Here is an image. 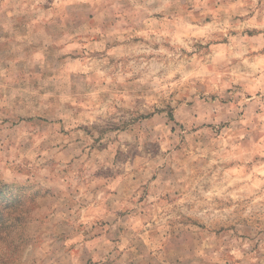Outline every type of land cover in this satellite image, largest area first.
Wrapping results in <instances>:
<instances>
[{"label":"rangeland","instance_id":"rangeland-1","mask_svg":"<svg viewBox=\"0 0 264 264\" xmlns=\"http://www.w3.org/2000/svg\"><path fill=\"white\" fill-rule=\"evenodd\" d=\"M58 12L61 14L57 15ZM215 12L211 9L204 17L203 26H192L203 31L213 24ZM161 19V13L140 16L132 9L130 0H84L83 6H78L76 0H0V99L14 94L21 109L35 113L9 114L0 110V139L5 138V133L11 137V130L20 124L42 131L54 129V138L48 137L52 141L48 148L44 147L45 141L38 146L43 152L57 151L59 158L50 163L54 171L59 166L56 177L60 182L52 185V195L46 201L33 200L30 208L35 219L51 229L52 242L48 246L52 250V264H192L194 260L198 264H229L225 254L220 253V247L227 240L264 238V200L260 199L264 193V168L260 167L264 156L253 147L260 136H242L239 143L243 153L233 142L239 129L250 130L247 117L255 119L264 112L261 107L264 84H258L251 77L245 79L243 70L235 74V82L231 84L219 74L224 84L223 95L205 88L180 96L181 86L176 83L178 77L174 78L170 87L171 96L177 97L175 106L168 104L163 109L153 104L152 110H144L142 105L147 103V98L138 92L135 104L141 110L136 123H150L151 130L161 137L166 134L169 142L177 139L175 147L160 152L154 146L153 156L132 176L131 184L113 175L110 169H91L89 162L93 154L107 148L104 137L122 129L97 130L98 134L94 135V124L90 127L76 122L91 98L80 94L77 78L86 79L92 74L88 64L93 61L108 58V64L117 71L121 68L131 71L127 64L133 60L145 63L154 60L155 52L141 51L129 56L113 53L149 45L160 30ZM221 22L217 19V23ZM229 34L233 38L237 35L235 30ZM243 34L252 38L257 30L246 29ZM229 43V36L223 35L197 47L201 51L216 47L222 59L227 55L225 48ZM151 47L159 49L158 44ZM148 70L146 67L127 80L121 79V85L134 86L133 81ZM205 75L199 70L190 71L184 85L189 80L203 84ZM220 87L216 85L217 89ZM200 116L205 118L199 119ZM221 137L228 148L224 156L239 159L221 162L211 152L200 156L209 147L213 152L218 151L220 145L211 146L209 139ZM160 143L158 140L157 144ZM173 152L175 158L169 155ZM249 154L252 159L245 163ZM157 158L160 162L154 163ZM209 163L208 176L219 170L217 179L227 178L229 191L244 197L235 201L238 207L230 218L232 222L213 220L209 225L198 217L168 219L171 213L166 216L163 209L175 203L181 190L165 192L159 199L154 193L165 184L183 186L184 176L198 179ZM7 202L10 203L6 205ZM19 203L17 190L7 185L0 187V204L15 209ZM223 206L231 207L232 202ZM9 216L15 218V223L23 219L15 211ZM2 220L4 227L14 226L8 223L7 217L2 216ZM205 235L214 237L211 242L214 247L203 250V256H189L185 262L175 254L183 251V242L189 237L203 243ZM188 251H194V246H189ZM251 264H261L259 253L252 257Z\"/></svg>","mask_w":264,"mask_h":264},{"label":"clouds","instance_id":"clouds-1","mask_svg":"<svg viewBox=\"0 0 264 264\" xmlns=\"http://www.w3.org/2000/svg\"><path fill=\"white\" fill-rule=\"evenodd\" d=\"M83 2L84 0H76L78 6H83ZM130 3L134 12L142 17L161 13L162 19L158 21L160 30L151 38L149 45L113 54L129 56L141 51L155 52V59L146 63L133 60L127 64V69L131 71L124 68L117 71L108 64V58L90 62L88 67L92 74L86 79L77 78V83L81 89L80 94L91 98L87 100L85 111L76 121L86 123L90 127L94 124L96 126L94 135L98 134L97 130L114 127L122 129L115 133L109 132L104 137L107 148L94 153L89 164L93 171L99 168L110 169L113 175L122 177L129 184L132 183V176L136 175L138 170H142L141 165L147 164L153 156L154 146L158 147L160 152H164L174 148L178 142L175 138L169 142L166 134L161 137L152 131L150 123L144 125L136 123L141 110V106L135 104L138 92H143V96L147 98V103H144L142 108L150 111L153 104L162 109L167 108L168 104L175 106L177 97L171 96L173 89L170 85L177 77L176 83L181 86L180 96L204 91L205 88L208 92L219 91L223 95L224 84L219 79L220 73L229 84L235 82V74L241 73L242 70L245 79L251 77L258 84H264V52L259 51L264 49V0H130ZM211 9L216 10L212 13L214 17L212 25L206 26L203 31L201 27L192 26H203L204 17ZM218 13L223 15L218 17ZM59 14L61 13L58 12L57 15ZM217 19L222 22L217 23ZM246 29H255L257 34L248 38L243 34ZM230 30L236 31L235 38L229 34ZM223 35L229 36L230 43L225 48L227 55L222 59L218 56L219 50L216 47H212L210 51L207 49L201 51L197 47L198 44H208L209 41ZM156 44L159 45V49L151 47ZM165 44L169 47L165 48ZM253 52L256 54L251 55ZM146 67L149 70L144 72L140 79L133 81L134 86L121 85V79L127 80ZM208 69L212 71L209 72ZM196 70L206 74L204 83L189 80L185 86L184 81L188 78L189 72ZM216 85L221 87L217 89ZM261 92L264 94V88H261ZM97 93L102 95L97 96ZM216 103L218 104V101ZM0 110L9 114H35L21 109L15 102L14 94L5 95L0 99ZM193 111L197 109L194 108ZM225 118L229 117L226 115ZM247 125L250 130L241 128L234 134L233 142L236 148L240 149L239 142L242 136L252 138L253 134H256L260 136V140L253 147L264 156V112L255 119L252 116L247 117ZM11 132V137L5 133V138L0 139V187L7 185L17 190L20 193V203L15 209L0 204V216L7 217L8 223L14 225L13 227L0 225V264H52L50 259L52 250L48 246L52 242L51 229L41 225L34 214H31L30 208L33 200L36 203L46 201L52 195V185L60 182L56 177L59 166L54 171L50 163L54 158H59L57 151L49 149L43 152L38 146L41 141H45L44 147L48 148L52 142L48 137L54 138V129L42 131L31 125L20 124ZM158 140L162 143L157 144ZM224 143L223 137L210 138L211 146L220 145L218 151L213 152L212 147H209L203 150L200 156H208L211 152L212 156L221 162L224 159H239L236 156H224L228 151ZM240 150L243 153V149ZM169 155L175 158L176 154L173 152ZM251 159L252 154H249L244 162L247 163ZM159 162L157 158L154 163ZM260 167L264 168V163H261ZM180 170L177 169L178 172ZM210 170L211 163L206 165L204 175L198 179L190 180L188 176H184L183 186L180 183L172 186L165 184L154 193L155 198L159 199L165 192L181 190V196L175 203L166 205L163 209L166 216L167 213H171L167 216L168 219L178 221L181 217L185 219L198 217L208 221L209 225L213 220L232 222L230 218L238 207L235 201L244 197L238 196L235 191H229L227 178L217 179L219 170L208 176ZM260 199L264 200V193ZM229 201L232 202L231 207L223 206ZM13 211L23 218L20 223H15V218L9 216ZM243 215L247 216L248 213ZM213 240L214 237L210 235H205L203 243L189 237L183 242V251H177L175 254L185 262L189 256H203V250L214 247L211 244ZM189 246H194V251L189 252ZM225 249L228 250L227 253ZM220 253L225 254L229 264H251L252 257L259 253L261 264H264V238L227 240L220 247ZM212 256L215 258L216 253L213 252ZM192 264L198 262L194 260Z\"/></svg>","mask_w":264,"mask_h":264},{"label":"trees","instance_id":"trees-1","mask_svg":"<svg viewBox=\"0 0 264 264\" xmlns=\"http://www.w3.org/2000/svg\"><path fill=\"white\" fill-rule=\"evenodd\" d=\"M9 203H10V202H7L6 205H8ZM6 205H5V207H6ZM4 223H5V221L2 220V216H0V225H4Z\"/></svg>","mask_w":264,"mask_h":264}]
</instances>
